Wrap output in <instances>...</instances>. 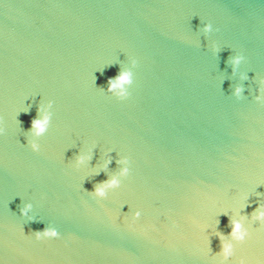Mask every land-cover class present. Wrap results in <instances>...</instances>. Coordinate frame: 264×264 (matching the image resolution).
<instances>
[{
  "label": "water",
  "instance_id": "1",
  "mask_svg": "<svg viewBox=\"0 0 264 264\" xmlns=\"http://www.w3.org/2000/svg\"><path fill=\"white\" fill-rule=\"evenodd\" d=\"M0 119V264H264V0H0Z\"/></svg>",
  "mask_w": 264,
  "mask_h": 264
},
{
  "label": "clouds",
  "instance_id": "2",
  "mask_svg": "<svg viewBox=\"0 0 264 264\" xmlns=\"http://www.w3.org/2000/svg\"><path fill=\"white\" fill-rule=\"evenodd\" d=\"M212 30L211 24H205L203 27V31L205 33H208ZM243 57L237 56L232 63L234 65H238ZM136 64V61H133V65ZM132 83L131 80V74L128 72H121L115 77L110 78L107 81L108 88L107 91L109 93H113L116 95L117 100L123 101L126 100L130 93L127 91V89L124 87L125 85H130ZM242 92L241 88H236L234 95L237 97L240 96V93ZM259 99V98H258ZM51 107V103L48 105ZM41 109H37L38 114L40 113ZM50 117L48 115H44L41 119H33L31 121V127H30V134L35 136H40L44 134L47 130V126L49 124ZM5 134V128L3 127V120L0 119V136H3ZM27 146L33 151V152H39L40 146L32 139L27 140ZM90 160L91 157H85V156H78L76 158V164L77 166L83 164L85 160ZM108 163H111V159H109ZM127 159L124 160H118L117 164H127ZM99 175V173H97ZM121 176H128L129 175V168L124 167L120 171ZM119 187V180L116 178H110L109 180H106L102 183H99L94 186V190L92 192H88L89 195L96 198L97 200H102L106 196V190L107 189H113ZM32 205L28 204L25 205L24 208L21 209L20 215L23 217L28 216V212L31 210ZM124 205H122V208ZM121 208V209H122ZM141 217V212L139 210H136L132 212L131 219L133 221L139 220ZM29 219H31L29 217ZM253 219L255 221H259L262 226H264V205H259L256 213L253 216ZM232 228L231 233L229 234L230 237L235 240L238 243H243L245 239L248 237L249 233L247 230L243 229L241 226V223L230 221V225ZM37 241L40 240H48V239H58L59 233L55 228H45L40 231H33L31 233ZM220 255L223 256L224 260H228L233 256V246L230 243H224L223 237H221V253ZM241 264H243V261H241Z\"/></svg>",
  "mask_w": 264,
  "mask_h": 264
}]
</instances>
